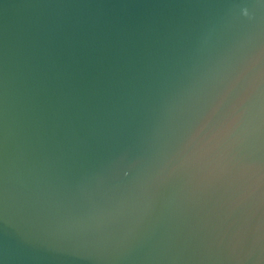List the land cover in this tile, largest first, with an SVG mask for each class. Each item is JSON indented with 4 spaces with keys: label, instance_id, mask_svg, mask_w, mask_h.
Instances as JSON below:
<instances>
[{
    "label": "water",
    "instance_id": "obj_1",
    "mask_svg": "<svg viewBox=\"0 0 264 264\" xmlns=\"http://www.w3.org/2000/svg\"><path fill=\"white\" fill-rule=\"evenodd\" d=\"M0 264H264V0H0Z\"/></svg>",
    "mask_w": 264,
    "mask_h": 264
}]
</instances>
